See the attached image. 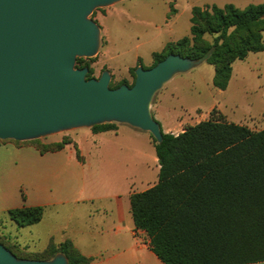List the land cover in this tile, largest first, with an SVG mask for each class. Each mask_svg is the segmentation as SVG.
<instances>
[{
	"label": "trees",
	"instance_id": "trees-1",
	"mask_svg": "<svg viewBox=\"0 0 264 264\" xmlns=\"http://www.w3.org/2000/svg\"><path fill=\"white\" fill-rule=\"evenodd\" d=\"M190 21V36L155 54L152 67L171 54L207 59L215 67L214 87L224 91L235 62L264 52V2L245 9L233 4L194 7ZM85 61L78 59L77 66L89 68L87 79H93ZM162 134L161 144L153 138L158 183L131 196L135 227L147 233L156 256L164 264L264 262V129L210 120L180 135L163 128ZM8 214L24 228L40 223L44 209L24 206ZM58 254L69 264L89 262L70 242L52 259Z\"/></svg>",
	"mask_w": 264,
	"mask_h": 264
},
{
	"label": "rangeland",
	"instance_id": "rangeland-1",
	"mask_svg": "<svg viewBox=\"0 0 264 264\" xmlns=\"http://www.w3.org/2000/svg\"><path fill=\"white\" fill-rule=\"evenodd\" d=\"M263 2L125 0L98 9L91 19L101 28V48L96 57L85 59V64L92 68L95 79L109 71L112 89L119 84L132 86L134 69L151 68L155 54H164L168 44L190 36L194 7L233 4L245 9ZM232 67L231 80L224 91L213 85V65L204 63L189 73L177 75L155 96L151 106L153 117L164 126L166 133L174 135L210 120L246 126L252 131L263 130L264 52L250 54L245 61H237ZM119 128H127L134 134L127 131L117 136L105 135L99 139L100 149L95 148L96 143L89 135L91 131L85 129L28 142L0 140V188L14 169L19 171L20 161H25L24 154L45 156L61 152L73 154L83 165L88 163L87 178L76 184L77 189L124 192L131 178L128 187L132 192L141 193L152 188L158 182L160 170L153 137L120 124H114L112 131ZM14 159L16 166L12 164ZM27 207L44 209L41 222L20 228L19 219L9 214L0 216V243L19 259L50 261L62 244L69 243L55 242L61 238L60 227L72 224L67 212L72 206L63 207L65 210Z\"/></svg>",
	"mask_w": 264,
	"mask_h": 264
},
{
	"label": "water",
	"instance_id": "water-1",
	"mask_svg": "<svg viewBox=\"0 0 264 264\" xmlns=\"http://www.w3.org/2000/svg\"><path fill=\"white\" fill-rule=\"evenodd\" d=\"M125 0H0V140L28 142L105 124L149 133L158 144L162 128L152 115L157 93L177 75L207 59L171 54L156 66L135 70L133 86L110 87L112 76L87 79L101 48L93 13ZM0 264H69L17 258L0 243Z\"/></svg>",
	"mask_w": 264,
	"mask_h": 264
},
{
	"label": "crops",
	"instance_id": "crops-1",
	"mask_svg": "<svg viewBox=\"0 0 264 264\" xmlns=\"http://www.w3.org/2000/svg\"><path fill=\"white\" fill-rule=\"evenodd\" d=\"M126 129L102 133L85 130L91 131L94 146L100 149L99 139L105 135L134 134ZM22 157L25 161H20L19 171L14 169L1 183L0 216L24 206L62 209L71 205L67 212L72 224L60 227L61 238L55 243H72L88 264H164L153 252L147 233L135 227L131 196L138 193L128 187L132 178L124 192L77 189L76 184L87 178L89 166L78 162L73 154L26 153ZM12 164L16 166L17 160Z\"/></svg>",
	"mask_w": 264,
	"mask_h": 264
}]
</instances>
